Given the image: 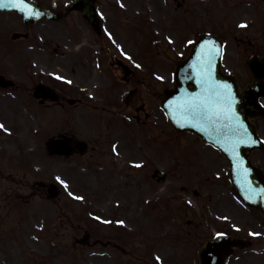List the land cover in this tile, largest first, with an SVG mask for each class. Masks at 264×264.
Listing matches in <instances>:
<instances>
[{
	"label": "rangeland",
	"instance_id": "374dc122",
	"mask_svg": "<svg viewBox=\"0 0 264 264\" xmlns=\"http://www.w3.org/2000/svg\"><path fill=\"white\" fill-rule=\"evenodd\" d=\"M98 8L103 33L91 32L94 40L92 45H87L90 54L77 60L71 56L74 52L71 50L67 52L70 55L62 57L68 46L64 26L24 28L19 18L9 13V79L14 81L15 87H9V103L7 92L0 88V264H198L200 240L207 231H214L213 210L226 221L219 228L252 240L251 247L238 250L226 264H264L263 218L244 207L235 195L230 199L225 189L213 186L204 192L197 185L182 186L181 179H174L173 184L157 182L151 176L154 166L139 174L128 167L115 169L104 156L60 158L46 154L44 141L50 134L68 130L88 141L99 132H107L110 122L121 124L125 114L131 117L133 110L122 101L123 93L130 86L120 81L117 70H112L108 63L111 57L118 53L129 57L127 59L138 68L144 80L139 92L143 100H147L149 92L161 90L170 83L168 77L162 76L166 79L163 82L149 70L147 63L154 48L152 44L148 39L145 45L140 44L141 31L145 38L151 19L149 2L98 0ZM4 26L0 17V30ZM19 32H27L28 37H11ZM57 46H60L59 54L53 51ZM158 51L168 53L160 46ZM7 61L4 50L0 49V74L6 77ZM166 61L171 63L172 57H166ZM228 63L246 80L248 71L244 58L229 59ZM38 83L55 89L60 100L62 97L64 100L81 98L82 102L70 105L66 100L61 106L49 100L39 104L32 95ZM113 91L120 105L108 106V94ZM104 104L107 108L101 107ZM152 108L147 106L144 110L150 113ZM138 114L143 118L144 112ZM162 116L156 108L146 125L135 127L143 134L149 127L158 133L162 126L156 121ZM125 121L133 130L132 121ZM256 123L264 136V119H257ZM164 136L171 144L168 147L174 165H161L160 169L167 170L168 178H173L176 175L172 173L183 172V155L190 152L192 142L196 141L187 134L180 139L171 132ZM146 139V135H142V148H146ZM200 145L196 146L202 148ZM254 159L258 163L261 153L255 152ZM218 161L223 164L222 160ZM40 182L56 183L58 196L47 199L46 189ZM220 184L226 188L227 181L223 179ZM193 189L201 191L199 198L192 195ZM209 193L213 197L220 195L221 204H209ZM163 201L167 209L177 215L175 222L179 219L185 230L194 229L186 225L189 216L198 223L196 230L200 228V231L195 237L184 241V235L177 239L178 232L174 236L163 235L165 229L158 219V213L164 208L160 206ZM149 216L155 220H148L150 226L147 225L138 238L136 246L141 250L135 259L128 257L130 253L123 257L117 247L103 243L123 232L133 233L135 217H140L144 225ZM230 221L235 223L236 230L229 228ZM87 232L91 244L78 243Z\"/></svg>",
	"mask_w": 264,
	"mask_h": 264
},
{
	"label": "flooded vegetation",
	"instance_id": "af4514ba",
	"mask_svg": "<svg viewBox=\"0 0 264 264\" xmlns=\"http://www.w3.org/2000/svg\"><path fill=\"white\" fill-rule=\"evenodd\" d=\"M36 1L53 11L57 17L42 18L34 24H23L24 28L31 25H41L43 27H48V25L53 27H56V25L64 26L68 46H66V51L62 52V57L70 55L67 53L70 50L74 51L71 56L74 57L75 60L81 57H87L90 54L87 45H92L94 40L91 32L95 31L96 33H103V21H101L102 29L100 27L95 29L80 12L69 10L71 0ZM147 1L151 7V19L150 21L148 20L149 26L147 25L146 27L145 38L141 31L140 36L142 39H140V44L142 43L145 45L148 39L154 47L152 54L150 52L151 58L148 59L149 61L147 64L150 66L149 70L153 72L152 74L158 75V79L163 82L166 79H163L162 76L170 77V80L172 81L174 61L187 55L190 45L202 32L212 33L222 40L224 45L222 67L227 73L236 74L237 78L239 76L237 75L236 68H233L228 63L229 59L240 60L243 58L247 59L253 54L264 55V0ZM0 17L2 22L5 23V26L0 30V49L4 50L6 57L8 58V61L5 64L7 69V77L5 76L7 82L3 80L5 86L0 88L7 92L9 103V11L0 12ZM4 19L5 21H3ZM137 32L138 30L136 31V34ZM23 33L24 38L28 37L27 32ZM163 45H165V47ZM159 46L165 49L168 53L162 54L158 51ZM59 48L60 46H57L53 49L55 54H59ZM144 50L145 48L143 49V52ZM168 56L172 57V62L169 64L166 61V57L168 58ZM136 57L142 58L143 56L136 55ZM127 58L129 57L121 56L118 53L111 57L108 63L112 70L118 71L120 81L130 86L123 93L122 101L125 106L133 110V113L131 114V117L128 114H125L121 124L114 121L110 122L107 132H99L97 136L90 138L87 141L89 146V156H104L107 158V161H109L108 163L111 166L116 167L115 169L119 168L124 170L128 167L133 172H139V174H141V170H146L150 168V166H154L152 168L151 176L157 182L163 181L165 183L173 184L174 179H176V181L177 179H181L182 186L183 184L184 186L189 184L197 185L201 187L204 192L210 190L213 186H219L221 189H225L226 193H229V197H231L232 191L228 177L227 164L215 149L201 142V140L195 135H192V137L196 142H192V146L189 149L190 152L183 155V172L180 175L172 173L176 176L168 178L167 170L160 169L161 165H163V167H167L169 164H171V166L174 165L172 156L170 155L171 150H169L168 147V145L171 144L165 140L164 136L166 133H173V131L162 111L158 109L159 106L157 107L158 100L161 96L160 90L149 92L147 100H143L139 92L140 86L143 85L144 80L140 78L141 75L137 71L138 68ZM72 66L76 69L74 65ZM13 87L15 86L13 85L10 88ZM115 96V91L108 94V99L106 101L108 106L120 105L118 97L115 98ZM47 99H49V95L42 100L46 101ZM64 99L65 98L63 97L61 100H58L57 98V101L61 105H65ZM75 99L73 105L82 102L81 98ZM106 104L101 107L107 108ZM153 105H155V107H153ZM147 106L150 108L153 107L150 113L144 110ZM156 108L157 111H160L163 115L162 117L157 118L156 121L161 124V131L156 133L154 129L151 130L152 128L149 127L143 134L135 127V125H146L149 121V117L155 113ZM139 112H144L143 118L138 114ZM111 115L114 116L113 114ZM125 119H130V121H132L134 124V126H132L133 130H130L131 128L128 127ZM142 135H146L147 137V144L145 143L146 148H142L141 146ZM197 143H200L202 148H198L196 146ZM261 154L262 157L260 161L264 172V149ZM163 156L165 157L162 158ZM218 160H222L224 164ZM98 163L101 162L98 161ZM223 179L227 181L226 185L228 187L226 186V188H223L220 184ZM128 187L131 186L128 185ZM148 192H150V190ZM200 192L201 191H198V189H193L192 195L199 198ZM208 199L210 200L209 204L215 206L217 204L220 205L222 202V197L220 195L213 197L211 193H209ZM166 204L165 201L162 202L160 206L164 208L158 213V219H160V223L165 229L163 235L167 234L168 236H174V233L178 232L180 235H178L177 239L180 240V236L184 235V241H189V237H195L198 234V231H200V228L196 230L199 226L198 223H195L193 219L190 218V212H184V215L189 216L186 220V225L193 226L194 229L185 230L178 222L179 219L175 222V216L177 215H174V212L169 211ZM218 207L219 206H217V208ZM229 209H231V207H229ZM212 218H214V221L212 220L214 224L222 223V217L219 218L214 210L212 211ZM141 220L140 217H135L133 233L129 231L128 234H124L123 232L117 237L108 238L103 243L107 246L109 244L117 246L122 252L123 257H125V254L130 253L128 257L135 259L137 253L141 250V248L136 246L139 242L138 238L142 235L143 229L147 225L150 226L148 220L152 221L155 219L151 216L146 217L145 220L147 222L145 221L144 225ZM217 220L219 221L217 222ZM232 223L233 222L230 221L229 224ZM222 231L223 230L219 228L216 231V234ZM86 236L89 238L90 235L88 234ZM208 236H204L203 240L205 241ZM200 241H202V239ZM160 248L163 249L164 247L162 246ZM162 249H160L159 252H162ZM155 254L157 257L158 253L156 252ZM138 257L140 258L141 256Z\"/></svg>",
	"mask_w": 264,
	"mask_h": 264
},
{
	"label": "water",
	"instance_id": "95a60500",
	"mask_svg": "<svg viewBox=\"0 0 264 264\" xmlns=\"http://www.w3.org/2000/svg\"><path fill=\"white\" fill-rule=\"evenodd\" d=\"M0 5V10L16 11L24 22L47 14L30 0H0ZM92 14L91 18L96 20L94 8ZM221 57L220 40L200 35L190 55L176 62L174 85L164 90L161 107L176 130L196 133L226 156L239 197L264 216V178L248 158L250 151L262 146L251 119L264 114L259 102L264 96V57L253 56L247 61L253 81L242 90L234 76L222 72ZM38 90L45 91L41 87ZM75 142L78 141L74 137L61 133L50 136L45 144L50 155H69ZM47 191L49 198L58 193L55 185H49ZM248 244L240 238L220 236L200 251L202 264H210L211 259L222 264L232 245Z\"/></svg>",
	"mask_w": 264,
	"mask_h": 264
},
{
	"label": "snow or ice",
	"instance_id": "6c2138e0",
	"mask_svg": "<svg viewBox=\"0 0 264 264\" xmlns=\"http://www.w3.org/2000/svg\"><path fill=\"white\" fill-rule=\"evenodd\" d=\"M3 5H0V7H2ZM0 127H2V126H0Z\"/></svg>",
	"mask_w": 264,
	"mask_h": 264
}]
</instances>
